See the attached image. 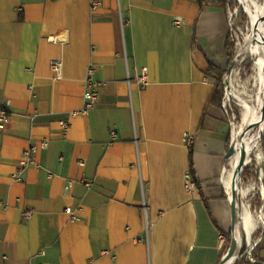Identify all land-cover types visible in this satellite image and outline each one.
Segmentation results:
<instances>
[{
    "label": "crops",
    "instance_id": "0c3cea01",
    "mask_svg": "<svg viewBox=\"0 0 264 264\" xmlns=\"http://www.w3.org/2000/svg\"><path fill=\"white\" fill-rule=\"evenodd\" d=\"M218 1L0 0V264H220L224 232L232 261L251 244L264 264V215L246 221L231 124L208 103L233 63Z\"/></svg>",
    "mask_w": 264,
    "mask_h": 264
},
{
    "label": "rangeland",
    "instance_id": "374dc122",
    "mask_svg": "<svg viewBox=\"0 0 264 264\" xmlns=\"http://www.w3.org/2000/svg\"><path fill=\"white\" fill-rule=\"evenodd\" d=\"M223 4L228 12H231L234 25L231 39L235 44L232 55L233 64L222 74L223 85L224 89L228 86V96L231 99V107L237 115L239 127L243 125L235 133L236 141L241 149H245L249 157L243 179L238 184V190L239 192L243 190L242 196L249 201L253 214L264 215V91L261 93L262 86L257 80V60L260 53L255 52L258 40L255 28H258L260 24L263 25L264 14H261L254 22L252 18L254 9H248L243 0H226ZM262 88L264 90V85ZM259 91L261 101L258 105L260 113L263 114V122L259 125L258 123L244 124V102L254 101ZM228 121L230 122L229 118ZM236 152L240 154V151ZM245 189H249L247 194L244 192Z\"/></svg>",
    "mask_w": 264,
    "mask_h": 264
},
{
    "label": "built area",
    "instance_id": "2783aa9c",
    "mask_svg": "<svg viewBox=\"0 0 264 264\" xmlns=\"http://www.w3.org/2000/svg\"><path fill=\"white\" fill-rule=\"evenodd\" d=\"M100 4V2L98 1H94L93 2V7H96ZM230 28L231 30H233V21H232V17L230 15ZM51 67L53 69V71L56 74V77L59 79L62 77V71H63V63L60 60L54 59L51 61ZM94 73V68L91 67L89 69V83H93L92 77L91 75ZM138 82H140V84L142 85H146L148 83V72L147 69H143L142 73L138 76ZM225 92H224V98H223V103H222V107L226 113V116H228L229 120H230V124H231V129H232V142H231V146L235 147L236 151H240L241 147L239 146L238 142L236 141V136L235 133L237 132V130H240L242 128L243 125H240L239 127V123L237 120V115L235 113V111L233 110V108L231 107L232 103H231V99L228 96V86H225ZM84 99H85V108L83 110V113H87L89 110H91L98 102L99 99V94L97 92V90H95L93 87H88V89H86L85 94H84ZM11 103L8 102L4 107L0 108V130H3L10 118V112L8 110V107L11 106ZM68 124L64 123V130L67 131L68 130ZM112 135L115 136V132H112ZM186 141L191 144L192 143V137H190L189 135L186 137ZM48 145V141L47 140H42L39 143H32L30 145V147H28L24 153H23V158L20 161L19 165H18V173L16 175H14V179L18 182H22L23 181V172L24 170H26L28 167H30L31 165L34 164V160H33V155L38 151L39 148H46ZM247 163H245V165L242 167V169L240 170L239 174H238V181H240L241 179H243V175L245 173V169H246ZM242 181V180H241ZM239 184V183H238ZM237 184V185H238ZM198 187V182L196 181V179L194 178L193 174L191 172H187L185 175V188L188 192H192L194 190H196ZM238 187V186H237ZM4 206H7V204H4V202H1ZM66 212L70 215H72L73 218H76V215L74 213V210L72 207H67L66 208ZM34 214V212L31 209H27L24 211V216L26 218H30L32 217ZM225 242V238H222V245ZM253 251L254 248L251 244L248 245V248L246 249L245 253L247 255V257L252 261V262H256V258L253 256ZM240 258L237 257V259Z\"/></svg>",
    "mask_w": 264,
    "mask_h": 264
},
{
    "label": "bare ground",
    "instance_id": "6f19581e",
    "mask_svg": "<svg viewBox=\"0 0 264 264\" xmlns=\"http://www.w3.org/2000/svg\"><path fill=\"white\" fill-rule=\"evenodd\" d=\"M247 8L250 10H253V21L255 22L258 20L260 15L264 14V0H243ZM255 12V13H254ZM253 22V24H254ZM258 33V40L256 41V50L258 54L260 53V56L257 60V80L260 83V85L263 87L264 85V23L263 25L260 24L258 28H255ZM256 33V34H257ZM263 54H262V52ZM261 87V93L264 91L262 90L263 88ZM261 93L260 91L258 92L257 96L255 97V100L250 101V102H244V116H243V122L249 123V124H254L258 123L261 124L263 122V114L260 113L259 109V103L261 101ZM257 104V106H256ZM249 157L246 156L245 158V163H248ZM249 189H245V193H248ZM246 221L248 224H250L252 221H254V216L253 213L249 209H246V214H245ZM248 246L246 245V249Z\"/></svg>",
    "mask_w": 264,
    "mask_h": 264
},
{
    "label": "trees",
    "instance_id": "16d2710c",
    "mask_svg": "<svg viewBox=\"0 0 264 264\" xmlns=\"http://www.w3.org/2000/svg\"><path fill=\"white\" fill-rule=\"evenodd\" d=\"M226 0H222L224 3ZM235 44L232 41H228L227 43V49L229 52V55L232 56L234 54ZM224 98V85H223V77L221 75L216 76V83L214 86V90L211 94V97L208 101L209 104L214 105H221ZM224 235L226 236V241L222 249V253L225 256L227 252L229 251L231 247V235L229 233L224 232ZM223 256V257H224ZM254 257H256L254 255ZM222 261V260H221ZM233 264H261V261H259L256 257V262H252L246 254H242L240 258H238Z\"/></svg>",
    "mask_w": 264,
    "mask_h": 264
},
{
    "label": "water",
    "instance_id": "95a60500",
    "mask_svg": "<svg viewBox=\"0 0 264 264\" xmlns=\"http://www.w3.org/2000/svg\"><path fill=\"white\" fill-rule=\"evenodd\" d=\"M233 64V63H232ZM236 152L235 150V147L234 146H231V149L229 151V155H234ZM247 153L245 152V149H241L240 150V154H239V158H238V162H237V166H236V171H235V175H234V189H233V194L235 195L236 193V190L238 189L237 187V180H238V174L240 172V170L242 169V167L245 165V158H246ZM233 195V199H232V204L236 205V197ZM236 248H237V243H236V239L234 238L233 239V242L231 244V247L229 249V251L227 252V254L225 255V257L222 259L221 263L220 264H233L236 260H237V257L241 256L242 254L245 253L246 251V245H244L240 251V255H236L235 256V261H232L234 255H235V252H236ZM232 261V262H231ZM231 262V263H230Z\"/></svg>",
    "mask_w": 264,
    "mask_h": 264
}]
</instances>
